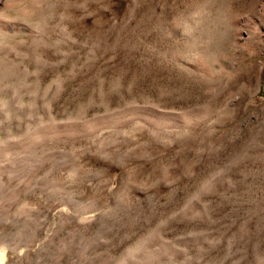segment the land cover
Returning <instances> with one entry per match:
<instances>
[{
	"label": "rangeland",
	"instance_id": "374dc122",
	"mask_svg": "<svg viewBox=\"0 0 264 264\" xmlns=\"http://www.w3.org/2000/svg\"><path fill=\"white\" fill-rule=\"evenodd\" d=\"M0 264H264V0H0Z\"/></svg>",
	"mask_w": 264,
	"mask_h": 264
},
{
	"label": "bare ground",
	"instance_id": "6f19581e",
	"mask_svg": "<svg viewBox=\"0 0 264 264\" xmlns=\"http://www.w3.org/2000/svg\"><path fill=\"white\" fill-rule=\"evenodd\" d=\"M0 260H2L3 261V256L0 254Z\"/></svg>",
	"mask_w": 264,
	"mask_h": 264
}]
</instances>
